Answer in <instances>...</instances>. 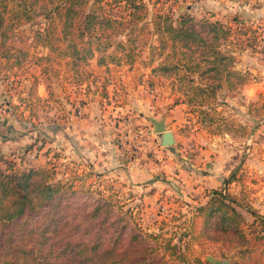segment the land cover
<instances>
[{"label": "rangeland", "instance_id": "rangeland-1", "mask_svg": "<svg viewBox=\"0 0 264 264\" xmlns=\"http://www.w3.org/2000/svg\"><path fill=\"white\" fill-rule=\"evenodd\" d=\"M144 1L149 13L164 11L174 21L182 13L210 19L190 9L199 0ZM228 26L230 36L219 47L233 61L228 74L211 82L197 74L182 79L181 70L154 71L162 59L151 49L155 37L140 48L120 36L113 41L127 49H109L102 63L94 52L72 64L59 47L31 44L35 25L5 22L0 140L7 153H0V168L54 166L58 178L91 172L83 184L102 191L115 214L125 216L123 237L128 241L135 233L140 240L133 243L157 245L158 252L176 244L185 252L179 264H213L210 258L262 264L264 55L255 54L262 25ZM209 83L219 85L214 94ZM151 117L175 135L170 148L160 145ZM218 200L240 213L244 234L232 217L224 216L222 224L214 222L217 213L207 219L199 211L210 203L217 207Z\"/></svg>", "mask_w": 264, "mask_h": 264}, {"label": "trees", "instance_id": "trees-1", "mask_svg": "<svg viewBox=\"0 0 264 264\" xmlns=\"http://www.w3.org/2000/svg\"><path fill=\"white\" fill-rule=\"evenodd\" d=\"M5 22L35 25L31 44L53 51L59 47L72 64L85 61L94 52L100 53L98 63H102L109 49H127L124 42L113 41L120 36L138 41L140 48L155 37L156 45L149 46L162 59L154 71L166 74L181 70L182 79L185 74H197L216 82L228 74L233 61L219 47V41L230 36L228 25L185 13L174 21L164 11L149 13L144 0H0V38H4L0 39V52L8 36ZM216 84L206 86L210 94L219 87ZM198 90L202 91L200 87ZM90 174L72 172L58 178L54 166L26 171L0 168V264L184 261L185 252L176 244H165L158 252L157 245L133 243V239L140 240L135 233L127 241L123 237L125 216L115 214L114 203L102 191L83 184ZM199 211H205L207 219L217 213L214 222L222 224L224 216L232 217L235 228L244 234V219L230 204L218 200L217 207L210 203Z\"/></svg>", "mask_w": 264, "mask_h": 264}, {"label": "crops", "instance_id": "crops-1", "mask_svg": "<svg viewBox=\"0 0 264 264\" xmlns=\"http://www.w3.org/2000/svg\"><path fill=\"white\" fill-rule=\"evenodd\" d=\"M190 9L207 15L211 20H217L227 25L234 24L237 26L239 24L244 26L246 24H255L259 22V24L262 25L260 29L262 31V42L261 46H258L260 51L255 52V54L264 55V0H199L196 6ZM235 17L239 18V21L234 20ZM255 88H257V86H255ZM0 135H2V133ZM173 136L175 143L176 138L174 134ZM1 139L3 140L4 137ZM5 146L3 141L0 140V153H7L4 149ZM170 146H166L165 148H170ZM208 181L216 182L215 186L221 183V180L215 181L213 178H210L207 182Z\"/></svg>", "mask_w": 264, "mask_h": 264}, {"label": "water", "instance_id": "water-1", "mask_svg": "<svg viewBox=\"0 0 264 264\" xmlns=\"http://www.w3.org/2000/svg\"><path fill=\"white\" fill-rule=\"evenodd\" d=\"M150 121L153 123V132L160 134V145L161 146H170L174 143V136L173 133L166 127L164 121L156 120L154 118H149ZM209 261H211L213 264H230L227 260H214L213 258H210Z\"/></svg>", "mask_w": 264, "mask_h": 264}]
</instances>
